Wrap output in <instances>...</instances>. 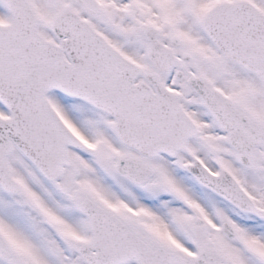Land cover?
Listing matches in <instances>:
<instances>
[{
  "label": "snow or ice",
  "instance_id": "obj_1",
  "mask_svg": "<svg viewBox=\"0 0 264 264\" xmlns=\"http://www.w3.org/2000/svg\"><path fill=\"white\" fill-rule=\"evenodd\" d=\"M0 264H264V0H0Z\"/></svg>",
  "mask_w": 264,
  "mask_h": 264
}]
</instances>
